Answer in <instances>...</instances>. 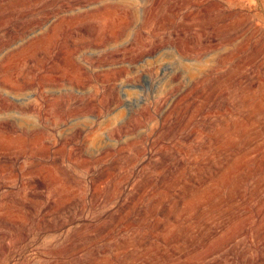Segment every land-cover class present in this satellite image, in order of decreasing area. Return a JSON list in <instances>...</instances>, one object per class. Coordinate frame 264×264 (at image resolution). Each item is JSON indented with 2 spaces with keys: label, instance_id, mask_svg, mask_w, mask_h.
Instances as JSON below:
<instances>
[{
  "label": "rangeland",
  "instance_id": "374dc122",
  "mask_svg": "<svg viewBox=\"0 0 264 264\" xmlns=\"http://www.w3.org/2000/svg\"><path fill=\"white\" fill-rule=\"evenodd\" d=\"M78 1L0 0V36L5 39L0 46V57L5 56L4 70H0V99L15 97L32 101L29 109L3 106L0 101V120L5 122L0 124V135L9 137L15 145L8 152V157L14 156L11 168L0 171V196L7 189L28 191L25 178L29 168L39 172L43 168L58 167L54 183L43 181L33 190L41 208L29 217V225L20 227L23 229H20L17 246H8L6 242L12 232L0 228L1 234H8H0V244L9 247L10 253L0 258V264H54L59 259L78 260L76 264H177L185 261L225 264L224 255L235 259L233 251L256 243L259 255L264 254L260 248L264 246V239L255 243L253 238L258 228L264 229V0H203L208 1L209 6L202 16L201 7L195 5L202 0ZM144 4L148 5L150 18L140 24ZM110 8L128 24L114 37L107 38L103 30L93 26L97 19L91 15ZM89 11V15L93 12L90 16H82ZM77 16L92 20L79 36L66 31ZM53 23L60 24L61 31L46 44L44 33ZM25 25L32 27L18 31L15 38L10 36L11 29ZM177 28H184L187 37L192 34L196 38V43L190 41L192 51L188 60L174 56L167 46L151 54L141 53L143 55L134 61L122 57V52L148 51L157 39H174L172 29ZM135 31L139 32V44L123 49ZM55 40H58L56 47ZM99 41L101 46L95 47L93 44ZM60 48L61 52L69 54L67 64L36 52L40 49L51 55L58 50L60 55ZM174 69L180 73L170 80ZM189 77L199 80L197 88L179 101L168 118L161 119V108L153 109L161 95L175 84L185 85ZM111 84L123 96L126 88L146 91L150 112L129 121L126 113L136 103L135 99L122 106L114 100L104 102ZM144 97L141 94L139 100ZM94 105L100 106L98 112L90 114L83 110ZM71 134L72 141L66 140V143L64 138ZM18 141L23 143L17 144ZM82 142L84 146L80 149ZM50 143L54 148L60 146V154L52 153ZM46 144L51 151L47 148L50 153L45 158V152L39 147ZM105 144L120 147L112 152L113 159L107 155L101 160L108 159L107 164L98 165L92 155ZM139 145L144 147L142 154H137ZM163 146L172 150L177 147L181 151H173L171 158L166 157L159 168L158 165L148 166L146 163L152 161ZM55 157L57 160L51 163ZM98 169L109 173L107 186L101 196L90 200L91 176H96L93 170ZM125 172L127 177L123 178ZM38 178L41 182V177ZM113 180L121 181V190L110 198L109 186ZM58 184L66 188V195L70 192L68 198L76 192H80L78 196L83 193V200L75 196L71 205L82 201L84 209L62 219L55 227L42 225L39 222L50 219L46 213L54 211V201L61 202L65 197L57 190ZM196 198L201 200L200 207L187 209L184 201ZM132 202L134 210L128 208ZM129 210L128 217H123ZM57 211L62 212L59 208ZM97 225L103 227L94 231ZM68 243L75 245L74 253L62 254Z\"/></svg>",
  "mask_w": 264,
  "mask_h": 264
},
{
  "label": "bare ground",
  "instance_id": "6f19581e",
  "mask_svg": "<svg viewBox=\"0 0 264 264\" xmlns=\"http://www.w3.org/2000/svg\"><path fill=\"white\" fill-rule=\"evenodd\" d=\"M84 0H79L78 2L79 3H81V2H83ZM199 1V0H198ZM126 3H127V1H126ZM129 3V2H128ZM207 3H208V1H199V2H197L195 5L196 6H200L201 7V9H200V16H202L203 14H206V12H207V7L209 6V5H207ZM213 6V5H212ZM104 10V9H103ZM91 11H89V12H85L84 14H82V16H90L89 15V13H90ZM117 11L116 10H114V9H107V10H105L103 13H101V11L100 12H97V13H93L92 15H91V17L93 16V18H95V19H97V22H95L94 23V25L93 26H95L96 28H100L101 30H103V34L107 37V38H112V37H114L118 32H120L121 30H122V28L126 25V24H128V21H126V20H122V19H124V18H122L121 20L119 19V15L117 16ZM192 14V13H191ZM196 14V13H195ZM188 15V14H187ZM190 15V14H189ZM240 15V14H239ZM195 16V15H194ZM79 16H77V19H75V21H73L72 23H70V24H68V29L66 30L67 32L69 31V32H72L74 35H77V36H79L80 35V32H82V31H84L85 30V28H87V26H89L90 24H89V19H90V17H88V18H78ZM140 17H141V21H140V24H142V23H144L147 19H149L150 18V14H149V8H148V5H146V4H144V5H142V8H141V13H140ZM190 17V16H189ZM199 17V16H198ZM236 17V16H235ZM42 18H44V17H42ZM62 19V18H61ZM60 19V20H61ZM92 19V18H91ZM226 19V18H225ZM58 21V20H57ZM90 22H92V20L90 21ZM236 22V21H235ZM40 23V20H38V22H37V25ZM25 26H27V27H25ZM25 26H23V27H16V29H11L10 30V33H11V37L12 38H15L16 36H17V34H18V31H23V30H25V29H27L28 27H32V25H25ZM39 29V28H38ZM184 29V28H183ZM183 29H179V28H177V29H172V33H173V35H175V38L174 39H157L155 42H154V44H152V46H151V48L148 50V51H140V52H137V53H128V52H122V57L123 58H125V59H128V60H132V61H134V60H136L137 58H139L141 55H143V54H141V53H149V54H151V53H153L154 51H156V49H158V48H160V47H165V46H167V48L169 49V51L175 56H178L179 58H181V59H183V60H188L190 57V52L192 51V48H191V46H190V41H194L195 43H196V38L194 37V36H192V34H190L189 35V37H187L186 36V30H183ZM100 30V31H101ZM61 31V27H60V24H58V25H54V23L52 24V25H50V26H48V28H47V32H45L44 33V37H43V40H44V42L47 44V43H49L50 41H52L53 39H54V37H55V35H57V33L58 32H60ZM86 31V30H85ZM98 31V30H97ZM96 31V32H97ZM8 32H9V30H8ZM71 33V34H72ZM87 33V32H86ZM139 32L138 31H135V33H134V35L132 36V38L131 39H129L127 42H125V44L123 45V49H127V48H131L132 46H137L138 44H139V34H138ZM67 34V33H66ZM65 34V35H66ZM4 35H6L5 33H4ZM145 35V34H144ZM37 39V38H36ZM21 40V39H20ZM28 40V39H27ZM26 40V41H27ZM42 40V41H43ZM120 40V39H119ZM214 40V39H213ZM57 41L58 40H55V46L54 47H56V43H57ZM5 42V39H3L1 36H0V46L3 44ZM32 43V40L30 41V42H28V43H26V47H28V46H30V44ZM153 43V42H152ZM10 45V44H9ZM59 44H57V46H58ZM95 47H99V46H101V41H99V42H96V43H94L93 44ZM24 46V47H25ZM60 46H61V44H60ZM59 46V47H60ZM52 47V46H51ZM21 49V48H20ZM40 49H42V48H40ZM40 49H37L36 50V52L38 51V52H42V53H44L45 54V56L47 57V59H53V60H57L58 62H61V61H63V62H66V64H67V61H68V57H69V54L68 53H65V52H61V48H60V55H58V50L57 51H54L51 55L50 54H48V53H46L44 50H40ZM121 49V48H120ZM11 50V49H10ZM44 51V52H43ZM15 53H16V51H15ZM108 53V52H107ZM28 56V55H27ZM114 56V55H113ZM145 56V55H144ZM26 57V56H25ZM24 58V57H23ZM23 58H22V60H23ZM28 58V57H27ZM36 58V57H35ZM164 58H166V57H164ZM170 58V57H169ZM7 59V58H6ZM29 59H31V58H29ZM99 59L100 60H104V61H106L107 60V58L106 57H99ZM167 59V58H166ZM163 60V59H162ZM4 61H5V56H1L0 57V70L1 69H3L5 66L3 65V63H4ZM21 61V60H20ZM13 62H15V61H13ZM25 62H26V60H25ZM6 64V63H5ZM37 64V63H36ZM41 66H42V64H41ZM48 69V68H47ZM4 70V69H3ZM15 70V69H14ZM14 70H12V72L14 71ZM259 72V71H258ZM257 72V73H258ZM180 72L178 71V69L176 70V69H174L173 71H171L170 72V80H174L177 76H178V74H179ZM191 73V72H190ZM134 74V73H133ZM192 74V73H191ZM39 75V74H38ZM43 75V74H42ZM113 75H115V74H113ZM112 75V79H114V76ZM66 76V75H65ZM260 76V75H259ZM258 76V77H259ZM37 77V76H36ZM191 77V76H190ZM188 78V80L186 81V84L184 85V84H182V83H178L177 85L175 84V85H173L172 87H171V89L168 91V92H166V93H164L163 95H161V99H160V101L158 102V104H157V106H155L153 109L155 110V111H157V110H160V108H161V112H160V118L161 119H165V118H168L169 117V115L171 114V112H173L174 111V109H175V107L177 106V105H179V101L181 100V99H186L187 97H189L192 93H193V91L197 88V85H198V82H199V80H196V79H194V77H192V78ZM39 78V77H38ZM256 78V77H255ZM264 78V77H263ZM50 79H51V77H50ZM39 80V79H38ZM59 80V79H58ZM83 80V79H82ZM259 80V79H258ZM36 81V80H35ZM6 82H7V80H6ZM5 82V83H6ZM29 82V81H28ZM37 82V81H36ZM40 82V81H39ZM111 82V81H110ZM124 82V81H123ZM126 82V81H125ZM259 82V81H258ZM103 84V83H102ZM256 84H257V82H256ZM259 84H261V83H259ZM35 85V84H34ZM169 85V84H168ZM119 86H120V84H119ZM134 86V85H133ZM257 86V85H256ZM40 87V86H39ZM126 87V86H125ZM137 87V86H136ZM259 87V86H258ZM41 88V87H40ZM263 88V87H262ZM42 90H43V88H42ZM223 90V89H222ZM4 91V90H3ZM96 91V90H95ZM252 91V90H251ZM44 92V91H43ZM106 92V91H105ZM203 92V91H202ZM98 93V92H97ZM38 94V93H37ZM141 94H143L145 97L140 101L139 100V96L141 95ZM227 94V93H226ZM254 94H256V93H254ZM253 94V95H254ZM263 94V93H262ZM33 95V94H32ZM95 95H96V93H95ZM252 95V94H251ZM260 95V94H259ZM258 95V96H259ZM7 96V95H6ZM29 96V95H28ZM91 96V95H90ZM99 96H101L100 94H99ZM148 93L145 91H142V90H139V89H136V88H126V89H124V96H123V94L121 95L120 94V92H119V90L114 86V84H111L110 86H109V88H108V91H107V93H106V96L103 98V101L104 102H110V101H116L118 104H121V106L126 102V101H130L132 98H134L135 99V102L136 103H134L133 105H131V107L129 108V111H128V113H126L127 114V119L130 121V120H132V119H134L137 115H144V114H146V113H149L150 112V101H149V98H148ZM151 96V95H150ZM35 98H36V96H34ZM45 97H46V95H45ZM91 97H93V95L91 96ZM260 97H262V96H260ZM34 98V99H35ZM47 98V97H46ZM248 98H250V96L248 97ZM255 98V97H254ZM259 98V97H258ZM74 99V98H73ZM260 99V98H259ZM38 100V99H37ZM68 100V99H67ZM256 100H258V99H256ZM256 100H254V102L256 101ZM0 101H1V103H2V105L3 106H16V107H20V108H22V109H29V108H31L32 107V101H31V99H27V98H15V97H12V98H5V97H3L2 99H0ZM34 101V100H33ZM52 101V100H51ZM64 101V100H63ZM66 101V100H65ZM88 101V100H87ZM86 101V102H87ZM93 101V100H92ZM158 101V100H157ZM245 101V100H244ZM260 101V100H259ZM160 102H161V104H160ZM94 103V102H93ZM97 104H98V100H97ZM48 105V104H47ZM90 105H91V103H90ZM109 105V104H108ZM112 105V104H111ZM115 105V104H114ZM254 105V104H253ZM261 105V104H260ZM88 106V105H87ZM216 106V105H215ZM225 106V105H224ZM228 106V105H227ZM45 107H47V106H45ZM100 107V106H99ZM99 107L97 106V105H94V106H90V107H87L86 109H83V110H86V112L87 113H95V112H98L99 111ZM195 107V106H194ZM193 107V108H194ZM252 107V106H251ZM250 107V108H251ZM260 107V106H259ZM264 107V106H263ZM36 108V107H35ZM105 108V107H104ZM191 108V107H190ZM3 109H4V107H3ZM6 109V108H5ZM230 109V108H229ZM228 109V110H229ZM78 110V109H77ZM253 110V109H252ZM251 110V111H252ZM220 111V110H219ZM230 111V110H229ZM259 111V110H258ZM207 112V111H206ZM213 112V111H212ZM211 112V113H212ZM218 112V111H217ZM231 112V111H230ZM256 112H257V109H256ZM190 113V112H189ZM195 113H196V111H195ZM214 113V112H213ZM212 113V114H213ZM229 113V112H228ZM252 113V112H251ZM98 114H100V113H98ZM224 114H225V112H224ZM121 115H123V114H121ZM217 115V114H216ZM243 115V114H242ZM250 115V114H249ZM120 116V115H119ZM126 116V115H125ZM148 116V115H147ZM198 116V115H197ZM203 116V115H202ZM210 116V115H209ZM213 116V115H212ZM60 117V116H59ZM158 117V116H157ZM244 117V116H243ZM249 117V116H248ZM94 118V117H93ZM125 118V117H124ZM140 118V117H139ZM11 119V118H10ZM9 119V120H10ZM220 119V118H219ZM237 119V118H236ZM249 119V118H248ZM1 122H0V124H3V123H5V122H3L2 120H0ZM13 121V120H12ZM18 121V120H17ZM251 121V120H250ZM212 122V121H211ZM228 122V121H227ZM226 122V123H227ZM257 122V121H256ZM23 124V123H22ZM136 124V123H135ZM120 125H122V124H120ZM9 126V125H8ZM184 126V125H183ZM232 126V125H231ZM29 127V126H28ZM1 129V128H0ZM4 129V128H3ZM75 129V128H74ZM80 129H81V127H80ZM84 129V128H83ZM244 129V128H243ZM246 130V129H245ZM244 130V131H245ZM19 131V130H18ZM261 132H262V130H260ZM55 132V131H54ZM82 132V131H81ZM192 132V131H191ZM194 132V131H193ZM116 133V132H115ZM197 133V132H196ZM219 133H221V132H219ZM4 134V133H3ZM78 134V133H77ZM80 134V133H79ZM193 134V133H192ZM227 134V133H226ZM225 134V135H226ZM230 134V133H229ZM253 134V133H252ZM10 135V134H9ZM15 135V134H14ZM25 135H26V133H25ZM31 135V134H30ZM109 135V134H108ZM113 134H111V135H109V136H112ZM203 135V134H202ZM210 135V134H209ZM13 136V135H12ZM19 136V135H18ZM86 136V135H85ZM100 136V135H99ZM108 136V137H109ZM114 136H116L115 134H114ZM190 136V135H189ZM14 137V136H13ZM33 137V136H32ZM72 137V134L69 136V137H66V138H64V141H70L71 138ZM193 137V136H192ZM200 137V136H199ZM211 137V136H210ZM31 138V137H30ZM29 138V139H30ZM89 138V137H88ZM105 138V137H104ZM191 138V137H190ZM227 138V137H226ZM251 138V137H250ZM255 138V137H254ZM253 138V139H254ZM257 138V137H256ZM259 138V137H258ZM32 139V138H31ZM54 139V138H53ZM60 139H61V137H60ZM91 139V138H90ZM101 139H103V138H101ZM249 139V138H248ZM247 139V140H248ZM252 139V140H253ZM62 140V139H61ZM83 140V139H82ZM81 140V141H82ZM87 140V139H86ZM95 140V139H94ZM100 140V139H99ZM161 140V139H160ZM187 140V139H186ZM191 140V139H190ZM198 140V139H197ZM250 140V139H249ZM248 140V141H249ZM263 140V139H262ZM67 141H66V143H67ZM72 141V140H71ZM92 141V140H91ZM90 141V142H91ZM222 141V140H221ZM230 141V140H229ZM61 141H59V143H60ZM77 142V141H76ZM178 142H179V140H178ZM231 142V141H230ZM256 142V141H255ZM17 144H20V143H23V142H21V141H18V142H16ZM57 143V142H56ZM85 143V142H84ZM88 143V142H87ZM92 143V142H91ZM183 143H184V141H183ZM40 144V143H39ZM100 144H102V143H100ZM246 144V143H245ZM50 145H52V148L54 149L53 150V152L52 153H54V154H60L59 153V151L61 150V148H60V146L58 147V146H56L55 148H54V144L53 143H50ZM61 145V144H60ZM74 145V144H73ZM191 145V144H190ZM15 147V145L14 144H12V141H11V139L9 138V137H2L1 135H0V171H2V170H4L6 167H8V168H11V163H12V159H13V157L11 156V157H8L9 156V151H11L12 149H13V147ZM23 146V145H22ZM35 146H37L36 144H35ZM72 146V145H71ZM84 146V144H83V142L82 143H80V146H79V148L81 149L82 147ZM172 146V145H171ZM184 146V145H183ZM227 146H228V144H227ZM244 146H246V145H244ZM49 144H46L45 145V147H39V150L40 151H42V152H45V158L46 157H48L49 156V153H47V151L49 150ZM120 147V146H119ZM119 147L117 146V147H113L112 145H109V144H105V145H102L93 155H92V158L95 160V163L96 164H98V163H104L103 165H105V164H107V160L108 159H106V162H104V161H101V160H103V159H105L106 158V156L107 155H109L110 156V158L109 159H113L112 158V156H113V153L112 152H114L115 150H119ZM175 147V146H174ZM24 148V147H23ZM37 148H38V146H37ZM47 148H48V150H47ZM74 148V147H73ZM88 148V147H87ZM93 148V147H92ZM221 148V147H220ZM219 148V149H220ZM237 148H240V146L239 147H237ZM20 149V148H19ZM22 149V148H21ZM86 149V148H85ZM150 149V148H149ZM217 149V148H216ZM18 150V149H17ZM16 150V151H17ZM89 150V149H88ZM184 150V149H183ZM200 150V149H199ZM208 150V149H207ZM218 150V149H217ZM216 150V151H217ZM49 151H51V150H49ZM70 151V150H69ZM144 151V147L142 146V145H139L138 146V152H137V154H142V152ZM173 151L174 152H177V151H181V149H179V148H175L174 150H172V147H166V146H163V147H159V149H158V152H157V154L155 155V158L154 159H152V161H149L148 163H146V164H148V166H151L150 164H152V166L153 165H158V168L161 166V165H163V163L165 162V160H166V157H170L171 158V155L173 154ZM259 151V150H258ZM90 152V151H89ZM28 153V152H27ZM88 153V152H87ZM228 153V152H227ZM260 153V152H259ZM53 154V155H54ZM67 154V153H66ZM83 154V153H82ZM226 154V153H225ZM245 154V153H244ZM263 154H264V152H263ZM263 154H261L260 156H262ZM27 155V154H26ZM149 155V154H148ZM211 155H214V154H211ZM218 155V154H217ZM217 155H216V157H217ZM235 155V154H234ZM64 156V155H63ZM210 156V155H209ZM237 156V155H236ZM23 157V156H22ZM234 157V156H233ZM264 157V156H263ZM41 158H43V157H41ZM64 158V157H63ZM78 158V157H77ZM180 158H181V156H180ZM179 158V159H180ZM196 158H198V157H196ZM228 158V157H227ZM241 158H242V155H241ZM44 159V158H43ZM42 159V160H43ZM51 159V158H50ZM82 159V158H81ZM165 159V160H164ZM201 159V158H200ZM199 159V160H200ZM212 159H213V156H212ZM211 159V160H212ZM226 159V158H225ZM57 160V158L55 157L54 159H52L51 160V163H54V161H56ZM77 160V159H76ZM195 160V159H194ZM237 160H239V159H237ZM259 160V159H258ZM262 160V159H261ZM62 161V160H61ZM147 161H148V159H147ZM209 161V160H208ZM226 161V160H225ZM232 161V160H231ZM235 161V160H234ZM260 161V160H259ZM22 162V161H21ZM20 162V163H21ZM76 162V161H75ZM228 162H230V161H228ZM48 163V162H47ZM46 163V164H47ZM126 163V162H125ZM224 163V162H223ZM16 164V163H15ZM29 164V163H28ZM144 164V163H143ZM142 164V165H143ZM263 164H264V162H263ZM48 165V164H47ZM90 165H92V163H90ZM99 165V164H98ZM123 165V164H122ZM128 165H129V163H128ZM131 165V164H130ZM133 165V164H132ZM226 165V164H225ZM17 166V165H16ZM19 166V165H18ZM56 166V165H55ZM79 166V165H78ZM146 166V165H145ZM252 166V165H251ZM256 166V165H255ZM257 166H258V164H257ZM93 167V166H92ZM91 167V168H92ZM118 167H119V165H118ZM123 167H125V166H123ZM204 167H206V166H204ZM225 167V166H224ZM250 167V166H249ZM18 168V167H17ZM21 169H22V167H20ZM58 168V167H57ZM57 168H53V167H48V168H43V169H40L39 170V172L38 171H33V170H31V168H29L30 170L28 171V173H29V175L25 178V184H27V186H28V191H22V190H18V191H15V189L14 190H11V189H7V190H5V191H3L2 193H1V196H0V228L1 227H4V228H7V229H9L12 233H11V235L9 234V236H10V238H8L9 240H8V242H6V243H8V246L9 247H12V246H14L15 244H16V242L18 241V239H19V233H20V229H23V228H20V227H22V226H25V225H29L31 222L29 221V217L32 215V213L33 212H35V211H37V208L39 207V208H41V206L39 205V203L38 202H36L35 201V195L36 194H34L33 193V190L35 189V187L38 185V184H41L43 181H49L50 183L51 182H53L54 183V181H55V179H56V175H55V172L57 171ZM90 168V169H91ZM133 168V167H132ZM198 168V167H197ZM257 168V167H256ZM93 169V168H92ZM171 169H173V167L171 168ZM189 169V168H188ZM116 170V169H115ZM159 170V169H158ZM157 170V171H158ZM242 170V169H241ZM12 171V170H11ZM17 171H20L19 170V168H18V170ZM32 171V172H31ZM222 171H224V170H222ZM243 171V170H242ZM253 171H254V169H253ZM13 172V171H12ZM38 172V173H37ZM93 172L95 173V175L96 176H91V178H92V180H91V186L90 187H93V190H92V197H91V199L90 200H92L93 198H95V197H97V196H101V194H102V192H103V190L106 188V186H107V178H109V173L108 172H105V170L104 169H101V170H93ZM115 172V171H114ZM220 172V171H219ZM225 172V171H224ZM224 172H222V173H224ZM10 173V172H9ZM135 173V172H134ZM159 173V172H158ZM132 174V173H131ZM187 174V173H186ZM249 174V173H248ZM8 175V174H7ZM13 175V174H12ZM19 176V175H18ZM41 177V179H42V181L40 182V180H38L39 178L38 177ZM223 176V175H222ZM245 176V175H244ZM248 176V175H247ZM247 176H245V177H247ZM11 177H13V176H11ZM60 177V176H59ZM58 177V178H59ZM94 177H96L95 178V180L93 181V178ZM125 177H127V172H125L124 173V175H123V178H125ZM141 177V176H140ZM161 177V176H160ZM219 177H221V176H219ZM9 178V177H8ZM38 178V179H37ZM106 178V179H105ZM179 178V177H178ZM263 178H264V176H263ZM105 179V180H104ZM246 179V178H245ZM64 180V179H63ZM77 180V179H76ZM238 180V179H237ZM60 181H61V179H60ZM105 181H106V183H105ZM114 181V180H113ZM155 181V180H154ZM221 181V180H220ZM256 181V180H255ZM62 182V181H61ZM260 182V181H259ZM10 183V182H9ZM60 183V182H59ZM64 183V182H63ZM132 183V182H131ZM136 183V182H135ZM158 183V182H157ZM239 183V182H238ZM3 184V183H2ZM62 184V183H61ZM66 184V183H65ZM159 184V183H158ZM212 184V183H211ZM253 184V183H252ZM257 184H258V182H257ZM261 184V183H260ZM24 185V184H23ZM51 185V184H50ZM56 185V184H55ZM63 185V184H62ZM62 185H60L59 186V184H58V186H59V189H57L60 193H61V195L62 196H65L64 197V199L61 201V202H56V201H54V204H55V209H54V211H49L48 213H46V215L48 216H50V219L49 220H46V222L45 221H41V222H39L40 224H42V225H46V226H54L55 227V224L56 223H59L62 219H64V218H70L77 210H79L80 208H82L83 206H84V204L82 203V201H80L78 204L77 203H74L73 205H71L72 204V201H73V199L75 198V196H78L77 194H79L78 192H76V195L74 194V196H72L71 198H68L67 196H68V194H70V192L66 195L65 193H67V191H66V188L65 187H63ZM120 185H121V181H118V180H116V181H114L113 183H111V185L109 186L110 188H109V197L110 198H113L114 197V195H116L118 192H119V190H121L120 189ZM179 185H180V183H179ZM5 186V185H4ZM71 186V185H70ZM215 186V185H214ZM255 186H256V184H255ZM260 186H262V185H260ZM38 187V186H37ZM50 187V186H49ZM55 187V186H54ZM201 187V186H200ZM199 187V188H200ZM259 187V186H258ZM257 187V188H258ZM51 188H53V187H51ZM74 187H72L71 189H73ZM149 188V187H148ZM177 188H178V186H177ZM2 189V186L0 185V190ZM23 189V188H22ZM25 189V188H24ZM159 189H161V188H159ZM255 189V188H254ZM261 189V188H260ZM55 190V189H54ZM83 190V189H82ZM204 190H206V189H204ZM224 190V189H223ZM253 190V189H252ZM251 190V191H252ZM264 190V189H263ZM57 191V192H58ZM69 191V190H68ZM77 191V190H76ZM140 191V190H139ZM230 191V190H229ZM228 191V192H229ZM255 191V190H254ZM48 193V192H47ZM90 193V192H89ZM147 193V192H146ZM199 193V192H198ZM249 193H250V191H249ZM152 194V193H151ZM189 194H190V191H189ZM204 194V193H203ZM209 194V193H208ZM53 195H55V194H53ZM60 195V196H61ZM72 195V194H71ZM89 195V194H88ZM153 195V194H152ZM198 195V194H197ZM255 196H256V194H254ZM103 196V195H102ZM199 196V195H198ZM240 196V195H239ZM238 196V197H239ZM43 197V196H42ZM83 193L82 194H80V196H78V198L80 199V200H83ZM250 197V196H249ZM252 197V196H251ZM46 198V197H45ZM100 198V197H99ZM198 198V197H197ZM195 199V200H187V201H184V205H185V207L187 208V209H189V210H192V209H194V208H198V207H200V201L198 200V199ZM228 198V197H227ZM233 198V197H232ZM240 198V197H239ZM245 198V197H244ZM243 198V199H244ZM39 200V199H38ZM59 200V199H58ZM57 200V201H58ZM151 200L153 201V202H155L154 200L155 199H152L151 198ZM168 200V199H167ZM40 202V201H39ZM141 202V201H140ZM183 202V201H182ZM220 202V201H219ZM142 203V202H141ZM245 202H243V204H244ZM248 203V202H247ZM251 203V202H250ZM249 203V204H250ZM79 206V207H78ZM87 206V205H86ZM121 206H122V203H121ZM164 206V205H163ZM238 206V205H237ZM119 207H120V205H119ZM219 207V206H218ZM46 208H48V207H46ZM61 209L62 210V212H59V211H57V209ZM128 208H130V210H134L135 209V205H134V203L132 202V204L128 207ZM137 208V207H136ZM209 208H210V206H209ZM237 208V207H236ZM243 208V207H242ZM247 208V207H246ZM82 209H84V208H82ZM230 209H231V207H230ZM244 209V208H243ZM254 209V208H253ZM130 210H129V212H127L124 216H123V214L119 217V218H121L122 216L123 217H126V215H127V217H128V215H129V213H130ZM228 210V209H227ZM42 212V211H41ZM138 212V211H137ZM221 213V212H220ZM159 214V213H158ZM227 214V213H226ZM225 214V215H226ZM161 215V214H160ZM204 215H206V214H204ZM218 215V214H217ZM108 216V215H107ZM106 216V217H107ZM164 216V215H163ZM76 217V216H75ZM102 217V216H101ZM100 217V218H101ZM106 217H104L105 219H106ZM134 217V216H133ZM132 217V218H133ZM74 218V217H73ZM99 218V219H100ZM223 218V217H222ZM221 218V219H222ZM245 218V217H244ZM32 219V218H31ZM33 219H34V217H33ZM217 219V218H216ZM216 219L214 220L215 222H216ZM34 220H36V219H34ZM96 220V219H95ZM102 220V219H101ZM120 221H121V219H119ZM240 220V219H239ZM70 221V220H69ZM74 221V220H73ZM72 221V222H73ZM77 222V221H76ZM127 222H129V221H127ZM237 222V221H236ZM38 223V222H37ZM88 223V222H87ZM222 223V222H221ZM227 223V222H226ZM68 224V223H67ZM210 224V223H209ZM208 224V225H209ZM32 225V224H31ZM33 225H35V224H33ZM61 225V224H60ZM137 225V224H136ZM207 225V226H208ZM253 225V224H252ZM251 225V226H252ZM57 226V225H56ZM91 226V225H90ZM94 226V225H93ZM192 226V225H191ZM35 228L37 227L38 228V226H34ZM43 227V226H42ZM59 227V226H58ZM89 227V226H88ZM96 228L94 229V231H97L100 227H103V225L101 226V225H97V226H95ZM149 227V226H148ZM155 227V226H154ZM204 227H206V226H204ZM203 227V228H204ZM230 227V226H229ZM228 227V228H229ZM94 228V227H93ZM160 228V227H159ZM175 228V227H174ZM178 228V227H177ZM40 229H41V227H40ZM46 229H48V228H46ZM224 229V228H223ZM261 229V228H260ZM8 230V231H9ZM26 230L28 231V228H26ZM114 230V229H113ZM203 230V229H202ZM207 230V229H206ZM249 230V229H248ZM252 230V229H251ZM25 231V230H24ZM26 231V232H27ZM53 231V230H52ZM111 231V230H110ZM121 231H123V230H121ZM136 231H137V229H136ZM31 232V231H30ZM169 232V231H168ZM171 232H174V230H171ZM251 232V231H250ZM249 232V233H250ZM9 233V232H8ZM82 233V232H81ZM92 233V232H91ZM196 233V232H195ZM215 233V232H214ZM0 234H1V232H0ZM3 234H5V233H3ZM3 234H1V235H3ZM7 234V233H6ZM6 234H5V236H6ZM22 234V233H21ZM27 234V233H26ZM26 234H22L23 236H25ZM29 232H28V236H29ZM32 234V233H31ZM72 234V233H71ZM74 234V233H73ZM72 234V235H73ZM8 235V234H7ZM77 235V234H76ZM221 235V234H220ZM220 235H218V236H220ZM248 235H250V234H248ZM4 236V235H3ZM211 236V235H210ZM246 236V235H245ZM0 237H2V236H0ZM77 237V236H76ZM164 237V236H163ZM200 238V236H197L196 238ZM5 238V237H4ZM27 238V237H26ZM155 238V237H154ZM230 238V237H229ZM229 238L228 239H225L224 241L226 242V240H229ZM253 238H254V242L256 243L258 240H260V239H264V229L263 230H259V228H258V230L257 231H255L254 233H253ZM2 239V238H1ZM180 239H181V237H180ZM248 240H249V238H247ZM6 240V239H5ZM20 240V239H19ZM69 240H70V238H69ZM68 240V241H69ZM74 240V239H73ZM191 240H192V238H191ZM25 241H26V239H25ZM24 241V242H25ZM82 241V240H81ZM188 241V240H187ZM195 241V240H194ZM209 241V240H208ZM223 241V242H224ZM20 242V241H19ZM23 242V241H22ZM69 242H71V241H69ZM197 242V241H196ZM5 243V242H4ZM3 243V244H4ZM63 243V242H62ZM73 243H71L70 245H69V243H68V246L67 247H65L64 248V246H63V248H64V250H62V254L64 253V252H66V253H68V254H72V252L75 250V245H72ZM172 244V243H171ZM192 244V243H191ZM193 244H194V242H193ZM231 244V243H230ZM82 245V244H81ZM93 245V244H92ZM256 245H257V243H256ZM256 245H251L250 247H248V248H246V249H244V250H241V251H233V253L235 254V259H233V258H230V257H227L226 255H224L223 256V260H224V262L223 263H225V264H241V263H243V264H264V254H260L259 255V252H258V245L256 246ZM16 246H17V244H16ZM169 246V245H168ZM9 247H7L6 245H3V246H1V244H0V258H5L7 255H8V253H9V251H8V249H9ZM204 247H206V246H204ZM203 247V248H204ZM61 248H62V246H61ZM83 248V247H82ZM137 248V247H136ZM186 248V247H185ZM188 248H190V247H188ZM261 248V250H263L264 251V246H262V247H260ZM11 249V248H10ZM14 250V249H13ZM35 250V249H34ZM57 250H59V249H57ZM81 250V249H80ZM95 250V249H94ZM55 251V250H54ZM123 251V250H122ZM13 252V251H12ZM60 252H61V250H60ZM56 253V252H55ZM59 253V252H58ZM57 253V254H58ZM74 253V252H73ZM123 253V252H122ZM160 253V252H159ZM179 253H180V251H179ZM10 254V253H9ZM61 254V255H62ZM60 255V254H59ZM60 255V256H61ZM13 256V255H12ZM213 256V255H212ZM59 257V256H58ZM83 257V256H82ZM117 257V256H116ZM10 258V257H9ZM29 258V257H28ZM58 259V258H57ZM116 259V258H115ZM166 259V258H165ZM60 261H56L54 264H76V263H78V260H74V261H62V259H59ZM29 263V262H28ZM109 263H111V262H109ZM43 264H50V263H48V262H46V263H43ZM115 264V263H114ZM177 264H216L215 262H209V263H206V262H204L203 263V261H201V262H195V261H185V262H179V263H177Z\"/></svg>",
  "mask_w": 264,
  "mask_h": 264
}]
</instances>
